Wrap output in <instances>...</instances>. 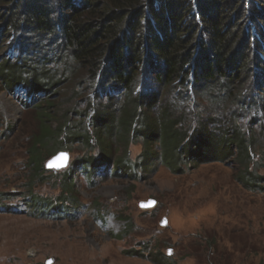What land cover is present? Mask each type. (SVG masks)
Here are the masks:
<instances>
[{"label": "trees", "instance_id": "trees-1", "mask_svg": "<svg viewBox=\"0 0 264 264\" xmlns=\"http://www.w3.org/2000/svg\"><path fill=\"white\" fill-rule=\"evenodd\" d=\"M4 37L16 54L1 58L0 85L8 93L20 89L29 104L41 103L34 108L38 132L28 151L34 173L43 171L42 154L51 157L78 143L88 147L93 138L70 126L67 112L56 120L59 104L50 98L62 80L48 68L51 61L69 56L106 99L91 118L98 160L73 162L56 199L28 196L32 215L69 216L64 205L76 207L71 171L88 180L104 176L110 159L115 177L157 159L179 173L182 165L224 162L235 155V181L264 192V174L258 172L264 169V149L256 161L255 134L245 135L235 125L215 133L202 125L183 131L181 117L168 105L158 106L159 93L173 90L202 96L215 86L218 98L233 100L245 86L264 93V0H0ZM135 136L143 141L141 163L126 155L114 160L111 146L126 149ZM155 144L157 153L149 150ZM128 228L125 221L124 232ZM129 253L153 264H173L160 252L152 258Z\"/></svg>", "mask_w": 264, "mask_h": 264}, {"label": "rangeland", "instance_id": "rangeland-1", "mask_svg": "<svg viewBox=\"0 0 264 264\" xmlns=\"http://www.w3.org/2000/svg\"><path fill=\"white\" fill-rule=\"evenodd\" d=\"M13 48L9 38L0 39V61L6 55L12 59ZM62 56L48 67L62 80L50 98L59 104L56 120L67 112L70 126L94 138L93 111L106 99L96 85L86 83L84 72L69 56ZM247 87L238 100L218 98L215 86L202 96L181 90L160 92L158 106L168 105L179 115L183 131L202 125L215 133L235 125L245 135L255 134L253 153L258 161L259 150L264 149V93ZM27 102L20 89L8 93L0 85V264H153L129 252L151 258L160 252L173 264H264V192L246 190L235 181V155L224 162L182 165L179 173L170 172L157 159L115 177L110 159L104 176L88 180L71 171L76 207L64 205L69 216L32 215L26 207L28 196L56 199L63 173L72 163L98 160L99 153L91 138L88 147L78 143L61 151L68 156L64 169H45L52 157L42 154L43 171L34 173L28 151L38 132L34 108L41 103ZM131 140L126 149L116 142L111 146L114 160L126 155L131 163H141L143 141L137 136ZM149 148L159 152L156 144ZM258 172L264 174V169ZM148 200L155 206L141 209L139 204Z\"/></svg>", "mask_w": 264, "mask_h": 264}, {"label": "water", "instance_id": "water-1", "mask_svg": "<svg viewBox=\"0 0 264 264\" xmlns=\"http://www.w3.org/2000/svg\"><path fill=\"white\" fill-rule=\"evenodd\" d=\"M68 163V156L67 153L59 152L56 155H54L51 160L46 164L45 169L47 170H61L64 169L67 166ZM155 206V201L148 200L147 202H142L139 204V207L141 209H150ZM162 225L164 222L161 223ZM50 261L47 262L49 264Z\"/></svg>", "mask_w": 264, "mask_h": 264}]
</instances>
